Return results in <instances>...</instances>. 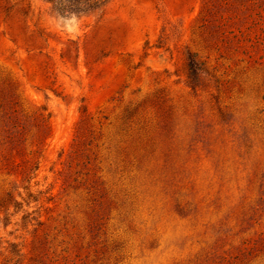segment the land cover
I'll return each instance as SVG.
<instances>
[{"label":"rangeland","instance_id":"1","mask_svg":"<svg viewBox=\"0 0 264 264\" xmlns=\"http://www.w3.org/2000/svg\"><path fill=\"white\" fill-rule=\"evenodd\" d=\"M0 264H264V0H0Z\"/></svg>","mask_w":264,"mask_h":264},{"label":"trees","instance_id":"2","mask_svg":"<svg viewBox=\"0 0 264 264\" xmlns=\"http://www.w3.org/2000/svg\"><path fill=\"white\" fill-rule=\"evenodd\" d=\"M49 3L52 4L53 9L55 12L58 14H63L65 12L69 14H74V15H87L90 13H93L95 11H98L99 9L102 8V6L105 4L106 0H45ZM186 66H187V71H188V78L192 82L197 81V74L199 72H205V68L203 66V63L200 62L195 54H188L186 58ZM17 110L13 109L11 112V116L7 118V120L10 121H16L17 120V115H16ZM16 123L12 124L11 129L18 128L20 131L16 132V134H21V130L24 128L20 125H15ZM11 129H6L4 133H6L5 138L10 139V136L12 135ZM46 129V126L43 122V119H41L39 125H37V131H38V136L35 139V142L37 144H40L41 142V135L44 133ZM13 138V137H11ZM38 169V166L35 165V167L32 168L33 171H36ZM16 252L13 250L11 252L12 255H16Z\"/></svg>","mask_w":264,"mask_h":264}]
</instances>
